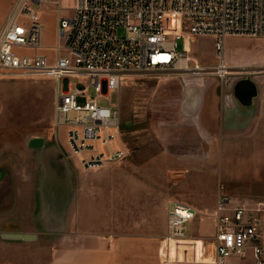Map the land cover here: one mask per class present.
I'll return each instance as SVG.
<instances>
[{
    "label": "built area",
    "instance_id": "2783aa9c",
    "mask_svg": "<svg viewBox=\"0 0 264 264\" xmlns=\"http://www.w3.org/2000/svg\"><path fill=\"white\" fill-rule=\"evenodd\" d=\"M45 2L60 9L59 0L13 1L0 26V72L40 74L54 81V124L66 128L69 156L77 157L84 169L129 155L121 138L119 101L104 105L99 97L115 93L137 73L223 76L219 69L226 63L227 36H264V0H75L72 14L57 18L55 42L44 45L38 6ZM119 28L121 36L116 34ZM200 34L214 37L215 66L189 56L186 44ZM38 49L53 54L22 52ZM81 74L88 84L70 81ZM89 87L96 96L89 95ZM228 202L220 194L208 214L169 200L159 249L162 264H227L230 257L248 252L253 264H264V202L236 204L230 210ZM209 216L214 223L210 240L187 235L192 220Z\"/></svg>",
    "mask_w": 264,
    "mask_h": 264
},
{
    "label": "rangeland",
    "instance_id": "374dc122",
    "mask_svg": "<svg viewBox=\"0 0 264 264\" xmlns=\"http://www.w3.org/2000/svg\"><path fill=\"white\" fill-rule=\"evenodd\" d=\"M13 1L0 0V26ZM61 2L63 6H70L75 0ZM54 8L51 5L38 6L45 14L40 18L42 42L50 44L54 43L56 28V18L52 16ZM23 23L28 24L26 20ZM116 34L123 35V29L119 28ZM214 42L210 34L194 36L189 56L204 66H215L218 60ZM177 48L182 49L181 39L177 40ZM22 52L28 53L27 50ZM46 54L52 55L53 52L47 51ZM62 54L66 55L67 51L62 50ZM225 62L230 70L223 76L216 73L203 76L137 73L115 93L99 97V104L111 105L119 101L121 138L129 147V155L122 161L98 169L80 166V196L96 193L97 210L103 209L105 194L110 188L120 193L121 175L129 172L130 192L143 186L159 187L166 190L168 200L173 197L187 200L208 214L215 208L220 194L229 196L228 210L241 204L240 201H264V36H227ZM243 78L252 79L257 86V95L250 106L240 104L233 92L234 84ZM0 80H6V85L0 90V121L8 124V130L13 131L15 127L18 136L26 133L27 138L57 132L62 135L64 126L57 128L54 124L53 80L40 74L0 75ZM70 81L88 84L84 74ZM88 93L97 95L93 87H89ZM204 96L208 99V106L200 116L203 118L206 111L201 122L199 109ZM20 141V138L11 140L17 144ZM160 150L166 151L168 159L176 164L167 170V177L151 169L142 172L127 168V159L149 164ZM205 162L207 167L199 171H191L184 165L195 167L204 163L205 166ZM52 164L54 168L49 167L43 192L47 205L55 210L58 194L54 183L58 166L54 162ZM106 170H109L107 177ZM198 176H202L200 185L203 188L202 194L197 196ZM90 183L95 184L91 191ZM138 195L141 197L139 207L135 204L133 209L144 210V194L138 191ZM195 197L200 201H195ZM148 209L157 210L156 202L148 204ZM205 218L211 225H207V221H192L186 226V233L208 235L209 232L210 240L213 224L210 216ZM248 257L243 264H251Z\"/></svg>",
    "mask_w": 264,
    "mask_h": 264
},
{
    "label": "crops",
    "instance_id": "0c3cea01",
    "mask_svg": "<svg viewBox=\"0 0 264 264\" xmlns=\"http://www.w3.org/2000/svg\"><path fill=\"white\" fill-rule=\"evenodd\" d=\"M41 5L55 6L52 11L53 19L56 18L55 24L59 16L69 17L73 12V5L63 6L61 0H59L60 9L53 2H45ZM38 14L39 20L45 15L42 14V9H38ZM27 51L30 52L29 54L47 52L45 49ZM0 75L4 76L8 73L2 71ZM5 85L6 80H0V90ZM207 106L208 99L204 96L199 109L201 122ZM205 108L206 111L201 118ZM7 125L5 121H0V264H162L159 249L160 240L167 231L168 201L174 199L186 202L202 211L194 203L184 199L173 197L168 200L166 190L159 187L143 186L130 192L129 172L124 176L121 175L120 193L110 188L109 193L105 194L104 208L97 210L96 193L88 197L80 196L78 193L80 164L77 157L69 156L65 127L62 135L57 132L54 135L30 136L29 138L44 139V148H31L26 144V139L27 142L29 139L26 133L18 136L15 127L10 131ZM17 138L22 140L20 144L18 143L19 146L16 141L11 142ZM168 157L166 151L160 150L156 159L149 164L135 163L130 158L125 162L129 163L127 168L132 171L143 172L151 169L167 177V170L176 165ZM53 162L58 166L54 183L58 194L55 210L47 205L43 192L47 185L45 183L46 176H49L47 174L49 167L54 168ZM184 165L191 171L204 170L207 167L206 162L205 166L204 163L195 167L192 164ZM108 171L105 172L106 177L109 175ZM198 177L199 187L195 188L197 196L202 194L203 188L200 185L202 176ZM142 182L144 183L143 180ZM188 184L193 187L192 184ZM91 186L95 184H89V191L92 190ZM138 191L144 194V210L133 209V205L139 207L140 204L141 197ZM226 196L229 198L228 195ZM194 200L200 201L199 198ZM152 201L156 202L157 210L148 209V204ZM240 202L253 206L261 201ZM204 208L207 210L208 207ZM206 219L208 218L200 217L192 221L198 223L207 221V225H211ZM211 221L214 229L213 220ZM11 233L35 234L36 238L26 241L5 237L6 234ZM187 235L209 240V232L208 235L202 232L198 235ZM247 257L253 264L251 254L243 257L232 256L227 264H243V260Z\"/></svg>",
    "mask_w": 264,
    "mask_h": 264
},
{
    "label": "water",
    "instance_id": "95a60500",
    "mask_svg": "<svg viewBox=\"0 0 264 264\" xmlns=\"http://www.w3.org/2000/svg\"><path fill=\"white\" fill-rule=\"evenodd\" d=\"M67 80H64L66 87ZM233 92L240 104L249 106L252 105L254 97L257 95V86L255 82L250 78H243L238 80L233 87ZM28 147L31 148H44V139L41 137H31L27 142ZM6 238L22 239L31 241L36 238L35 234H22V233H11L6 234Z\"/></svg>",
    "mask_w": 264,
    "mask_h": 264
},
{
    "label": "bare ground",
    "instance_id": "6f19581e",
    "mask_svg": "<svg viewBox=\"0 0 264 264\" xmlns=\"http://www.w3.org/2000/svg\"><path fill=\"white\" fill-rule=\"evenodd\" d=\"M186 48L189 50V46H188V42L186 44ZM190 51V50H189ZM230 70L229 66L227 63H225V65L223 66V68H220L219 69V73L222 75V74H225V73H228ZM249 71V70H248Z\"/></svg>",
    "mask_w": 264,
    "mask_h": 264
}]
</instances>
